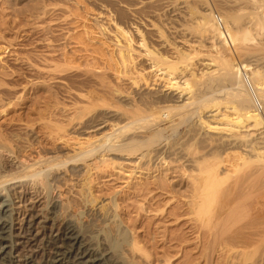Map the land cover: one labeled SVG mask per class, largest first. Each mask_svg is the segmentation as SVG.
<instances>
[{
  "label": "bare ground",
  "instance_id": "obj_1",
  "mask_svg": "<svg viewBox=\"0 0 264 264\" xmlns=\"http://www.w3.org/2000/svg\"><path fill=\"white\" fill-rule=\"evenodd\" d=\"M39 1L34 7L39 49L34 56L24 55L21 93L12 92L17 87L10 81L13 71L0 69V108L16 104L24 95L28 102L23 112L26 124H31L25 128L36 132L33 138L10 130L5 136L0 130V150L20 161L15 170L0 168V264H16L8 189L30 182L46 190L49 212L55 217L71 206L58 193L60 183L77 179L81 210L67 214L59 238L47 240L52 250L48 260L36 262L26 254L18 264L154 263L150 243L135 228L137 220L126 218L132 208L157 217L163 212L176 215L186 206L189 215L195 214L196 226H208L204 236L210 246H221L227 253L258 243L252 237L261 231L259 222L255 229L260 231L250 235L245 229L240 233L246 223L240 222L239 230L236 221L239 211L257 198L255 191L261 196L250 208L257 213L264 208V0ZM56 22L65 25L59 34L52 29ZM244 43L248 47L243 48ZM90 113L93 118L82 123L83 115ZM60 132H74L78 139L63 141ZM83 135L87 137L80 138ZM195 144L203 147L196 152H211L196 157L191 153ZM219 147H229L233 154H215ZM111 156L131 163L112 162ZM109 166L129 174L124 187L130 192L120 194L122 198L115 192L97 202L91 178ZM170 167L180 177L190 173L187 180L200 186L194 192L189 189L193 197L189 192V201L177 208H153L148 186L163 189V172ZM240 173L248 176L239 180ZM137 174L144 183L132 185L130 178ZM222 177L234 178L226 185ZM133 199L142 203L135 206ZM250 208L246 214L252 215ZM203 216L212 224L206 225ZM254 220L250 221L256 226ZM32 223L30 218L22 232L26 244L33 241ZM161 241L168 237L163 235Z\"/></svg>",
  "mask_w": 264,
  "mask_h": 264
},
{
  "label": "rangeland",
  "instance_id": "obj_2",
  "mask_svg": "<svg viewBox=\"0 0 264 264\" xmlns=\"http://www.w3.org/2000/svg\"><path fill=\"white\" fill-rule=\"evenodd\" d=\"M39 2H40L39 0H0V69L1 68L5 69L6 67H8L9 69L7 68L6 70L13 71V74H15V75L12 74V77L11 78L9 77V78L11 79L10 81L14 82L17 85L16 89L18 88V86L22 89V86L24 83V78H21L22 76H20L22 74L23 69L25 68V63H26L24 55L26 56L28 53L32 54V55L33 54L36 55L37 49H39L38 48L39 45H38L37 40H38L41 32H39L40 29L38 28L39 20L34 18L35 12H36L34 7L36 5H38ZM8 6H12L13 8H6ZM10 9H12V10H10ZM192 23L193 22H191V23L189 22V25H188V23H187V25L191 26L192 29L195 30V25H194V23L193 24ZM57 25H59V26H57ZM52 26H54V25H52ZM64 26H65L64 23L60 22L57 24V22H56L55 26L52 27V29L55 30L57 32V34H59L60 33L59 29L64 28ZM188 28H189V32H190L191 31L190 27H188ZM56 32H55V34H56ZM32 41H33V43H32ZM34 42L36 44H34ZM246 42H248V41H246ZM248 43H250V41ZM248 43H246V44H248ZM246 44L244 43L242 47L244 48V46ZM248 45H246V46L248 47ZM229 49L231 50L232 46H229ZM233 57L236 61L237 57H235V56H233ZM35 59H36V57H35ZM24 61H25V63H24ZM28 88H26L25 91L28 90L29 95H30L31 93H33L32 87L31 88L28 87ZM16 89L12 90V92L16 91L18 93H21L20 92V91H22L21 89L20 90H19V88L17 90ZM20 100L21 101H17L18 103L16 102V104L10 105L9 107L6 106L7 108H5V106H4L3 111H2V108H0V130H3L2 133L5 136H6L5 133L8 134V132H10V131H12V133H13V131H14V133H16L18 131L17 132L18 134H21L24 136L25 133H29V136L33 135L34 136L33 138H35L36 132H34L33 129H30V127L25 128L26 125H29V126L31 125L30 123L26 124V118H25V115L23 112V108L26 106V104L28 102V98H25V96L23 95V98H21ZM262 108H263L262 112H264V107L262 106ZM93 113H90V115L92 114L91 116L89 114L83 115V119H81V120H83L82 123L90 121L91 118H93V115H94ZM166 126H168V125H166ZM206 129L207 128H205L203 130H206ZM68 130H69V128H68ZM72 131L73 130H71V132ZM79 131H81V130H78L77 132H79ZM74 132H76V130ZM74 132L70 135H68V132H60V136H64L63 141L66 140L67 138L70 139V137L76 138L77 135ZM204 132H205V134L207 133L208 135H212V133H208L207 131H204ZM69 133H70V131H69ZM87 135H88V133H87ZM86 137L87 136H84V135L80 136V138H86ZM76 139H78V137ZM187 144H186V146H187ZM200 145L195 144L192 147V150H195V151L191 152V153H193V154L196 153V157L197 156L200 157L199 154H201L203 156L206 155V157H207L211 151L208 152L206 150L208 154L206 153V151L204 149H202V150L205 152V154H204V152H202V150H201V153L196 152V151H198V148L203 146V144H202V146H200ZM34 148L35 147H33V149H32L33 152H34ZM46 148H49V147H46ZM204 148H205V146H204ZM228 148L229 147L225 148V151ZM200 149H199V151H200ZM222 149H224V148H222ZM222 149L219 147L218 150L216 149L214 153L215 154H217V153L221 154L223 152L222 153L223 155H225L226 153L233 154L232 149L231 150L228 149L226 152ZM235 150H239V149H235ZM216 151H217V153H216ZM28 153H29V151L27 152V154ZM203 156H201V157H203ZM220 157H224V156L221 155ZM209 158H210V156H209ZM108 159H112L111 161L115 162V163L124 162V164H126V165L128 163H131L127 160H122L120 158H114L112 156L109 157ZM19 162L20 161H18V159H15L13 154L0 150V168H2V169L4 168V170H7V171L8 170L12 171V170H15L16 168H18L20 166ZM208 162H211V160L209 159ZM252 165H254V164H252ZM202 166L203 165H201V169H202ZM204 166H203V169H204ZM110 167L111 166L104 169L105 171L102 172V175L100 173L101 176L100 175L98 176V174L97 175L94 174L91 178V182H90L91 183V192L93 193V196L97 202L109 198L115 192L119 194L120 198L124 197L125 194L128 195V193L130 192V190L128 191V189L124 187L126 184L125 182L129 181V180H126V177H124V176L129 175V174L117 173V171L113 170ZM127 167H129V166H127ZM189 168L190 167H188L187 169H189ZM170 169L171 170L168 172H163V175H164L163 178L165 180V181H162V185H163L162 188L163 189L154 190L152 186H148L147 191L151 192V195L153 197V200H152V207L153 208L157 207V208L163 209V210L169 206L172 209L175 207L177 208V207L182 205L181 203H185L187 200L189 201V196H190L189 192L191 194V191L194 190V187L200 186L198 184V182H196V181H195V183H193L191 180H189V179L187 180L186 176L190 173L186 172V174H187L186 176L180 177L178 175V173L176 172L177 170L172 169V167H170ZM245 170H247V169H245ZM245 172H249V171H245ZM245 172H244V175L246 174ZM104 173H105V175H103ZM241 173H240V175H241ZM156 174H153V175H156ZM244 175L243 176L241 175L240 176L241 179H239V180H243L244 178H246V176H248V174L245 177H244ZM136 177L137 178H135V179L130 178L132 185L144 183L143 179L141 180V177H138V174L136 175ZM240 177L238 176V178H240ZM142 178H145V177H142ZM202 178L203 177H201V180H202ZM231 178L232 177L225 178L226 180L223 178L224 181H226V185H228L230 182L228 184H227V182L231 181L234 177L232 179ZM221 179H220V183H222V185H223L224 181ZM188 181H190V182H188ZM197 181H199L201 184L200 180H197ZM39 185L40 184L33 185L31 182L26 183V184L25 183H23V184L18 183V184H14V185L10 186L8 189V191H9L8 193L10 194V198L12 200V208H13V220H14L13 221V226H14L13 234H14V236H17L16 238H14V240L17 242L16 243L17 244V246H16L17 250H16V253L14 254V256L16 257V259H15L16 264L21 263L23 260V258L21 256L26 255V254L32 255L33 259L36 262L43 263L45 260H48L50 254L52 253V250H51V248L46 246L47 240L59 238L61 235L60 229H61V226L63 225V221L66 219L67 214L71 216V215H74L73 214L74 212H78L81 210V201H80L81 182H78L77 179H74L71 182H68L65 184H64V182L60 183V190L58 191V193L63 195L64 200H67V202L70 201L71 206H69L67 209H64V210L58 212V215L55 217H54V215L50 214V212H49V206L47 205V202L49 200V199H47V192L45 189H42V187ZM224 185H225V183H224ZM189 186L193 189H191ZM189 189L191 191H189ZM192 192H194V191H192ZM254 193H255V195H257V198L256 197L251 198L252 201L258 200L261 196V193L256 194V193H258V191L257 192L255 191ZM120 194L122 195V197ZM123 194H124V196H123ZM193 194L194 193H192L190 197H193ZM251 195L254 197V194H251ZM262 196H264V194H262ZM246 199H244L243 202H247V204L246 203H244V204L246 206H248L249 201H246ZM249 199H247V200H249ZM251 199H250V201H251ZM132 201H133V205H135V206H139L140 203H142L140 200L133 199ZM251 202H250V204H251ZM166 204H168V205L164 208V206ZM250 204H249V207H247V208H250L253 205V202H252L251 206H250ZM64 205H65V202H64ZM64 208H65V206H64ZM246 209H243V212L239 211V215H240L239 218L237 217L238 216L237 213H236L237 215L235 214L234 216L232 214L231 218L233 217V219H235L233 222L236 221V218L240 219V220L236 221L237 222L236 224L237 225L239 224L238 227L235 226L237 229L239 228V230H240L241 224L244 226L245 224H243V223H246V226L241 228V229H243L241 232L238 231L234 227L235 223H233L234 224L233 227L238 232L236 230H234V228L232 227L233 231H236L235 233H239V232L244 233L247 230L245 233L250 232V235H253L251 233H254L255 230L256 231L261 230L262 232L260 231V233H258L257 235H256V233H257L256 232L254 235H255V237H257L261 234V235H263V237H261V238L259 237L260 239H258V238L255 239V237L253 235V237L251 236L252 240L253 239L257 240L258 243L260 242L259 245L257 242L251 241L253 244L250 242L251 244H248L247 247L245 246V248H246L245 250L241 249V248H244V246H243L241 248H238L239 250H237V249L232 250L230 253L229 252L227 253V251H225V249L223 250L221 248V246L218 247V245H215V246L213 245L215 248L213 246L212 247L210 246V243L208 242L209 238H206L208 236H206V237L204 236L205 231H207L205 229H207L208 226H206L207 228H205V229H204L205 225H203L202 223H201L202 226L199 223L200 228L198 226H196L197 223L193 220V219H195V218H193V217H195L194 216L195 214H193V216H191L192 214L186 206L181 208L179 211H177L176 215L175 214L169 215V214L163 212L165 214L162 213V214L158 215L157 217L152 216V214L146 215L143 212H141V211L139 212V210L132 208L128 211L129 213H128V216H126V218H128L129 220L131 219L132 222H134V220L135 221L137 220L138 223L137 222L135 223V225H136L135 228H137V232L138 231L140 232V233H138L140 238H142V240H144L145 242L150 243V244L147 243V244H149L148 247H150V248H148V252H149V254L151 253V256H152L153 261H151V262H154V263H150V264H237L239 262H242V264H260V263L264 264V244H263L264 243V231H263L264 230V220H263L264 219V208L261 210V211H263L261 213L259 210V212H258L259 214L255 211L256 209L253 210L254 208H252V209L250 208L252 211V215H250L251 213L246 214ZM250 209H249V212H251ZM169 210L170 209L168 208V211ZM137 212L140 213L141 217L137 218ZM188 212H190L191 215H189ZM240 212H242L243 215L246 214V216H244V217L245 218L247 217V219L242 217L243 215L240 214ZM254 212H256L258 215ZM247 215L250 217L254 216V215L256 217V215H257V217L256 218H254V217L250 218ZM203 217H204L203 218L204 221L208 218L207 216L206 217L203 216ZM30 218H31V220L33 219L32 228L29 230V232L31 234V239L33 241L30 242V244H28L29 242H27V244H26L25 241L23 240L24 234H22V232H25V230H24L25 226H26L25 224L28 220H30ZM248 219H250V220L256 219V220H254V222L256 221L255 222L256 226H254L255 224L253 223V221H250V220L248 221ZM208 220L211 221V219H209V218H208ZM246 220L248 221V223ZM257 221L260 224V226H259L260 230L255 229V227L258 228L257 227V225H258ZM206 222H208V221L206 220ZM206 222L205 223L203 222V223L206 224ZM240 222H241V224H240ZM249 222H252V223H249ZM209 223L212 224L211 222H208L206 225H210ZM261 226L263 227L262 229H261ZM251 227H253L254 230H252L253 228H251ZM244 229H245V231H244ZM163 235L168 237V241H164V242L161 241ZM247 235H249V234H247ZM259 240H261L263 242L261 243V241H259ZM261 247H262V249H261ZM149 249H150V251H149ZM243 250L245 251V253ZM236 251L237 252L239 251V253H240L239 256H238V253H235L236 255L234 256V252H236ZM262 256H263V260L261 259ZM258 257L259 258L261 257L259 260V263H257ZM238 259H239V261H238Z\"/></svg>",
  "mask_w": 264,
  "mask_h": 264
}]
</instances>
